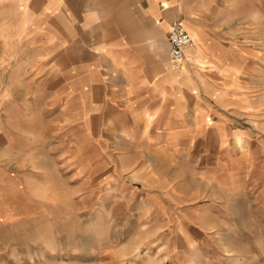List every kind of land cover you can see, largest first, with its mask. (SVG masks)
I'll list each match as a JSON object with an SVG mask.
<instances>
[{"label": "crops", "instance_id": "0c3cea01", "mask_svg": "<svg viewBox=\"0 0 264 264\" xmlns=\"http://www.w3.org/2000/svg\"><path fill=\"white\" fill-rule=\"evenodd\" d=\"M10 2L11 15L21 21L14 30L21 34L3 45L13 50L5 56L7 71L0 77L9 78L0 86L5 97L0 98V222L5 217L2 179L10 178L2 161L17 154L41 165L54 157L67 159L74 176L77 160L85 161L89 176L95 160L104 184L138 193L152 211V223L162 226L176 221L189 200L197 198L198 181L220 186L224 181L219 177L250 168L248 129L256 122L263 130L264 121H251L252 49L223 34L235 27L232 0ZM176 20L195 40L179 69L171 64L168 40ZM25 48L43 54L37 63L50 68L47 75L37 68L35 76L54 82L46 94L69 97V104H53L58 120L53 116L38 132L43 140L52 136L53 149L45 142L33 152L21 146L32 143L29 135L36 132L20 131L34 127V107L19 96L40 94L39 83L28 87ZM14 49H21L18 73L9 68ZM15 81L20 82L13 89ZM66 111L70 115L61 121ZM44 113L41 106L43 118ZM46 127L56 131L46 132ZM52 169L60 172L58 164ZM18 182L26 184L21 176ZM128 201L118 198L117 206Z\"/></svg>", "mask_w": 264, "mask_h": 264}, {"label": "rangeland", "instance_id": "374dc122", "mask_svg": "<svg viewBox=\"0 0 264 264\" xmlns=\"http://www.w3.org/2000/svg\"><path fill=\"white\" fill-rule=\"evenodd\" d=\"M232 3L237 11L235 27L223 34L227 40L252 49L251 121L256 117L264 121V0ZM13 6L10 0H0V77L7 71L5 56L13 50L3 45L21 34L14 30L20 28L21 21L11 15ZM14 50L9 68L18 73L15 66L21 49ZM23 50L29 58L28 87L31 90L39 83L36 91L40 94L19 96L34 107L30 113L34 127L20 131L37 135L53 116L58 120L53 104H69V97L46 94L54 82L35 77L37 68L46 75L50 69L37 63L44 59L43 54ZM1 80L0 86L5 85L8 75ZM19 82H13V89ZM0 98L3 101L5 97ZM65 114L61 121L70 115L68 111ZM71 115L80 117L79 112ZM251 125L247 133L251 143L245 145L251 154L250 168L219 177L224 181L220 186L213 180L198 181L197 198L189 200L182 215L166 226L152 223V211L138 193L119 192L116 186L104 184L95 170V160L91 176L85 175L84 160H77L75 176L67 159L54 157L48 160L50 164L41 165L42 161L17 154L3 160L10 178L2 179L5 217L0 222V264H264V122L263 130L256 122ZM45 131H56V127ZM36 135L30 134L32 143L21 146L30 152L44 142L51 149L56 147L52 136L43 140L40 133ZM45 150L49 151L48 147ZM57 164L59 173L52 169ZM20 176L25 185H18ZM118 198L129 199L130 204L119 207Z\"/></svg>", "mask_w": 264, "mask_h": 264}, {"label": "built area", "instance_id": "2783aa9c", "mask_svg": "<svg viewBox=\"0 0 264 264\" xmlns=\"http://www.w3.org/2000/svg\"><path fill=\"white\" fill-rule=\"evenodd\" d=\"M170 42V61L174 68H181L187 60V50L195 46V40L186 27L178 20L168 31Z\"/></svg>", "mask_w": 264, "mask_h": 264}]
</instances>
